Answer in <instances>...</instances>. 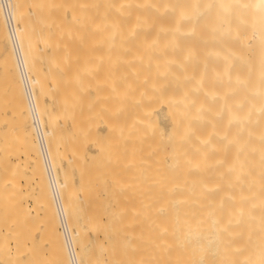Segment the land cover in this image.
<instances>
[{
    "label": "bare ground",
    "instance_id": "bare-ground-1",
    "mask_svg": "<svg viewBox=\"0 0 264 264\" xmlns=\"http://www.w3.org/2000/svg\"><path fill=\"white\" fill-rule=\"evenodd\" d=\"M0 264H264V0H0Z\"/></svg>",
    "mask_w": 264,
    "mask_h": 264
}]
</instances>
